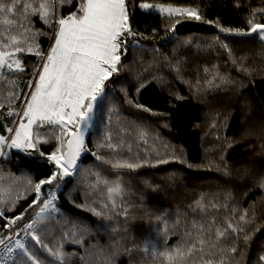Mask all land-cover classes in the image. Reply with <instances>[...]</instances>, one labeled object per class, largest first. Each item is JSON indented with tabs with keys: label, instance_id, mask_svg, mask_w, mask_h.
Masks as SVG:
<instances>
[{
	"label": "trees",
	"instance_id": "obj_1",
	"mask_svg": "<svg viewBox=\"0 0 264 264\" xmlns=\"http://www.w3.org/2000/svg\"><path fill=\"white\" fill-rule=\"evenodd\" d=\"M38 6L41 0H28ZM127 11L133 30L144 37H136V41H129L128 53L123 54V67L119 73L113 74L107 82L110 95L98 110L93 127L86 140L88 152L82 154L78 161L75 175L65 177L59 187L56 205L59 214L51 220L41 219L38 229H43L42 236L51 243L55 238L63 236L73 223L84 226L83 246L71 242L64 245L67 253H76L70 264H153V251L160 253L171 249L180 239V233L186 222L199 220L200 211L193 210L194 204L201 196H205V203L210 194H219L221 202L225 193H231L234 205L239 211L248 210L249 216L255 213L256 227L250 232V240L245 245L243 239L239 241V249L233 254L234 264H258L259 257L264 255V191L259 187L260 178L264 177V44L255 36L222 35L233 55L241 63L240 57H247L242 61L250 69L251 74L238 72L232 64L226 50L217 43H210L217 35V29L207 24L184 20L177 25L175 33L165 29L173 21L166 20L159 15L146 13L140 8L141 3L152 5L171 3L174 6H194L200 9L208 19H219L224 26L246 28V17L252 9L264 7L262 0H126ZM238 7L234 6L237 5ZM79 7V0H62L58 3L57 14L66 17ZM55 19V17H54ZM32 27L44 35L37 37L38 44L46 54L53 43L52 27L45 25L39 15L32 16ZM155 30V32L153 31ZM192 41L191 45L185 44ZM138 42V47L133 43ZM200 47H197V44ZM24 71L22 73L4 69L0 76V135L8 136L7 128H12L17 116L8 115L10 105L7 97L10 91L19 92V99L11 107L20 110L24 94L28 92V81L33 79L34 68L40 64L35 55L20 54ZM159 61L158 67H153V61ZM179 61L185 81L193 84L197 78L203 83L204 68L217 66L224 76H231L234 80L244 81L245 86H236L227 91L210 92L199 95L191 93L186 83L178 80L169 69L168 62ZM147 69V71H145ZM158 71L167 77L161 84L151 79L152 72ZM141 79H145V86L137 93ZM14 81V84L10 83ZM125 94L138 99L154 112L164 115H151L140 112L124 103ZM177 96L182 99H177ZM119 109L118 115H112L109 120L110 108ZM130 123L133 120H143L149 123L153 131L159 132L176 148L183 149L186 159L193 164L192 168L179 163H170L155 168L146 167L135 172L126 169L113 170L111 165L97 161L92 153L97 152V143L105 138L109 130L118 132L117 120ZM167 120L169 127L161 125ZM217 123V127L212 125ZM41 133L49 135L46 128ZM219 133L220 141L216 139ZM234 145L230 149L225 141ZM219 144L226 152V161L230 166V175L211 169L207 166L208 159L219 161V151H209L207 159L205 151ZM55 140L50 144L41 145L46 154L55 147ZM8 155L0 158L5 180L3 187L10 188L12 196L22 190L21 183H13L8 174L19 177L31 174L34 180L51 174L52 165L42 157L39 151L31 150L29 155L16 151H8ZM100 154L108 157V150H101ZM203 163L204 167H199ZM97 172H103L112 182H119L129 186V192L123 198L124 205L131 204L129 215L113 216L111 219L97 217L91 212L76 207L85 203L84 192L88 185L95 183ZM123 175H120V173ZM47 190L48 186H44ZM53 186V191L56 190ZM35 198L32 192L26 199H20L12 212H6L8 217H15ZM107 203L106 189L101 187L88 200L92 199ZM151 207L152 211L145 207ZM122 205L119 211H123ZM99 210V204L95 205ZM231 207V205H230ZM164 213L172 223L163 218ZM210 214H212L210 212ZM225 211L221 209L218 219L222 221ZM31 211L25 218H33ZM6 220L0 219V229ZM175 226V227H174ZM167 236L164 237V233ZM175 233V234H174ZM166 240V243L164 242ZM33 248L29 239L26 244ZM87 250V251H85ZM41 255H46L41 253ZM86 257L84 261L80 257ZM67 259V257H66ZM161 264L163 258L159 257ZM264 264V262H259Z\"/></svg>",
	"mask_w": 264,
	"mask_h": 264
},
{
	"label": "snow or ice",
	"instance_id": "obj_2",
	"mask_svg": "<svg viewBox=\"0 0 264 264\" xmlns=\"http://www.w3.org/2000/svg\"><path fill=\"white\" fill-rule=\"evenodd\" d=\"M58 3H62V0H41L38 6L29 3L28 0H0V76L4 75L5 68L10 72L24 71L20 58L22 53L35 55L40 61L34 68L33 79L28 81L29 91L24 94L19 111L11 107L19 99V92L10 91L8 94L7 102L10 105L8 115L18 117L16 121L18 126L7 128L8 136L0 135V157L8 155L4 152L5 147L25 153L35 150L53 166L51 174L38 181L34 180L31 174L17 177L9 172L8 177L13 183L23 185L22 190L16 192L15 196H12L10 188L3 187L5 176L0 169V219L7 221L0 229V251L3 252L0 264H70L77 254L67 253L64 245L71 242L83 246V233L86 232L83 225L73 223L63 236L49 243L42 236L44 230L37 228L36 221L51 220L59 214L55 203L58 197L53 191V186L59 189L65 177L75 175L78 161L82 154L88 152L87 137L98 110L110 95L107 82L123 67L121 48L123 47V54L126 56L130 40L136 41L138 35L146 38L142 33L138 34L133 30L126 0H79L77 10L66 17L57 14ZM234 6L239 5L237 3ZM140 8L173 21L165 29L172 33H175L177 25L184 20L215 27L217 35L210 43H217L226 50L238 72L251 74L250 69L242 63L247 57H240L241 63H238L229 43L222 40L221 36H255L264 44V7L250 11L245 18L247 27L243 29L224 26L219 19L208 20L200 9L194 6H174L169 3L159 4L153 8L150 3H141ZM37 14L48 27L55 24L52 37L54 42L46 55L37 41V37L45 33L35 31L32 27V16ZM185 44L191 45L192 41H186ZM138 46V42L133 43V47ZM196 46L201 45L198 43ZM159 63L154 60L152 66L158 67ZM168 64L174 76L186 83L189 91L196 95L201 92L208 94L227 91L233 86L242 89L245 86L242 80L222 75L215 65L204 68L203 83L198 77L193 84L184 80L179 61ZM166 78L158 71L152 72L151 75V79L158 80L161 84ZM10 83L14 84V81ZM145 83V79L140 80L137 93ZM177 99L182 97L177 96ZM124 103L140 112L164 115L154 112L127 94ZM0 108H3L2 102ZM109 112L111 120L112 115H118L119 109L113 106ZM161 126L168 128V121L165 120ZM212 127H217V123ZM42 128H46L50 134H42ZM117 128L119 131L116 133L109 130L105 138L97 143V152L92 153L97 161L111 165L113 170L126 169L135 172L146 167L155 168L170 163L193 167L186 159L183 149L176 148L159 132L153 131L149 123L143 120L122 123L118 119ZM216 139L220 141L219 133ZM224 139L229 149L234 146L227 140L226 133ZM53 140L56 146L46 154L41 150V145L50 144ZM105 149L110 152L108 157L100 154L101 150ZM209 151H219L221 155L219 161L208 159V168L215 167L217 171L222 170L226 176L230 175L224 148L217 144L206 150V159ZM204 166L203 163L199 165ZM44 186H48L47 190ZM101 187L106 189L108 202L97 201L94 198L89 201L88 197ZM259 187L264 191V177L260 178ZM32 192L35 193V198L24 211L15 217L6 215V212L15 210L20 199H26ZM128 192V185L112 182L103 172H97L95 183L88 185V191L84 192L85 203L77 204L76 207L85 209L97 217L126 218L133 207L131 204L124 205L123 198ZM97 204L99 210L95 206ZM122 205L123 211H119ZM145 207L152 211L146 201ZM190 207L194 211L197 209L200 211V219L185 223L179 241L171 249L166 248L158 254L154 250L153 264H161L159 257L163 258V264H234L233 254L238 251L242 254L239 241L242 238L247 245L251 238L250 232L256 227L255 213L253 212L250 217L247 209L239 211L234 205L231 193H225L222 202L218 193L208 195L207 203L205 196H201ZM221 209L225 211L223 222L218 219ZM30 210L35 212V216L20 227V222ZM163 218L167 223H172L167 213H164ZM166 236L167 232L164 233V237ZM24 237L33 242V248L25 244ZM164 242L166 243V240ZM41 253L46 255L42 256ZM80 259L84 261L86 257L82 256ZM259 262H264V255L259 257ZM108 264L111 262L108 261Z\"/></svg>",
	"mask_w": 264,
	"mask_h": 264
},
{
	"label": "rangeland",
	"instance_id": "obj_3",
	"mask_svg": "<svg viewBox=\"0 0 264 264\" xmlns=\"http://www.w3.org/2000/svg\"><path fill=\"white\" fill-rule=\"evenodd\" d=\"M157 5H153V8H155ZM142 11H144V12H146V13H150V12H148V11H145V10H142ZM156 15H159V14H156ZM160 16V15H159ZM54 33V32H53ZM52 36H53V34H52ZM54 42V41H53ZM53 44V43H52ZM52 46V45H51ZM47 54V53H46ZM45 54V55H46ZM29 91V90H28ZM18 120V117L16 118V121ZM16 121L14 122V125H13V127L12 128H14V127H16V126H18L17 125V123H16ZM9 135V134H8ZM8 151H16V152H20L19 150H16V149H11V150H9L8 148H4V152L5 153H7ZM29 151H31V150H29ZM29 151H28V153H25V152H20V153H23V154H25V155H29ZM0 158H2V157H0ZM60 188L59 189H56V190H54L56 193H57V195H58V193L60 192ZM55 203H56V201H55Z\"/></svg>",
	"mask_w": 264,
	"mask_h": 264
},
{
	"label": "built area",
	"instance_id": "obj_4",
	"mask_svg": "<svg viewBox=\"0 0 264 264\" xmlns=\"http://www.w3.org/2000/svg\"><path fill=\"white\" fill-rule=\"evenodd\" d=\"M33 218H25L23 221H21L20 222V227H23V224L24 223H27V222H29V221H31ZM40 220L41 219H37V221H36V226H37V228L39 227V222H40ZM5 223H7V221L5 222ZM22 236H23V234H22ZM29 241V238H27V237H24V242H25V244H27V242ZM3 255V252L2 251H0V256H2ZM16 254H14V256H15Z\"/></svg>",
	"mask_w": 264,
	"mask_h": 264
},
{
	"label": "water",
	"instance_id": "obj_5",
	"mask_svg": "<svg viewBox=\"0 0 264 264\" xmlns=\"http://www.w3.org/2000/svg\"><path fill=\"white\" fill-rule=\"evenodd\" d=\"M88 138V137H87Z\"/></svg>",
	"mask_w": 264,
	"mask_h": 264
}]
</instances>
